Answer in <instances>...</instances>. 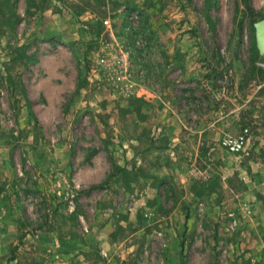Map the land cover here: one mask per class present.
Wrapping results in <instances>:
<instances>
[{
	"label": "rangeland",
	"instance_id": "1",
	"mask_svg": "<svg viewBox=\"0 0 264 264\" xmlns=\"http://www.w3.org/2000/svg\"><path fill=\"white\" fill-rule=\"evenodd\" d=\"M263 17L264 0H0V264H264ZM163 97L189 123L236 117L201 139ZM243 126L245 151L220 145Z\"/></svg>",
	"mask_w": 264,
	"mask_h": 264
},
{
	"label": "built area",
	"instance_id": "2",
	"mask_svg": "<svg viewBox=\"0 0 264 264\" xmlns=\"http://www.w3.org/2000/svg\"><path fill=\"white\" fill-rule=\"evenodd\" d=\"M118 54L119 53H115V55H113L112 58L108 60H113L116 58V56H118ZM102 61H104V58ZM116 65L117 71L111 77L114 80L115 85L119 86V83L125 82L123 89L124 92L134 93L136 83L132 79L134 74L129 71V67L127 66L129 65V62L122 61L120 64L116 63ZM231 85L232 76L230 73L224 74L222 77L218 78V80L215 82L214 90H212L213 93H211V97L214 99V101L218 102L222 99H226L230 93ZM249 141L250 130L247 126L241 127L235 133L224 132L219 139L220 145L232 153L245 151Z\"/></svg>",
	"mask_w": 264,
	"mask_h": 264
},
{
	"label": "crops",
	"instance_id": "3",
	"mask_svg": "<svg viewBox=\"0 0 264 264\" xmlns=\"http://www.w3.org/2000/svg\"><path fill=\"white\" fill-rule=\"evenodd\" d=\"M233 85H234V83L232 82L230 93H229V96L227 97V99H230V97L232 96V87H233ZM142 89L148 95L155 96V94H152L150 92V90H151L150 87H147V86L143 85ZM161 99L165 103L164 106H163L162 113L167 114L170 111H175V110L181 109L183 111V113H179V115L177 114V117L179 118V120L183 121V124H185V126H188L191 131L196 132L201 137V139H204L205 137H208V133L213 134V133H217L218 132L217 130L224 131L227 128H231V124H232V121H233V120H231V118L235 120V117H236V115L234 113L235 112L234 111V106H236V105L235 104H228L227 107H226L227 113L225 115H223V116H225V120H223L221 122H207V121H204L202 119V113L198 112V113H194L193 114V116L195 118H197L198 120L194 119L191 123H189L188 122V116L186 118L187 104H168V102L170 100H168V102H167V99H165L164 97L161 98ZM227 99H224V100H227ZM148 100H150V101L154 100V102H155L156 98L155 99L154 98L153 99L148 98ZM231 101L233 102V100H231ZM203 135H204V137H202Z\"/></svg>",
	"mask_w": 264,
	"mask_h": 264
},
{
	"label": "water",
	"instance_id": "4",
	"mask_svg": "<svg viewBox=\"0 0 264 264\" xmlns=\"http://www.w3.org/2000/svg\"><path fill=\"white\" fill-rule=\"evenodd\" d=\"M256 47L260 55H264V17L253 23Z\"/></svg>",
	"mask_w": 264,
	"mask_h": 264
}]
</instances>
